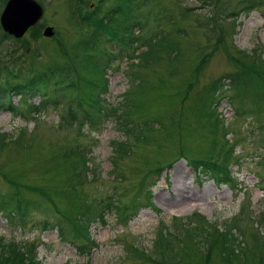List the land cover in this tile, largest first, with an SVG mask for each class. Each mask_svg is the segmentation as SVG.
I'll return each mask as SVG.
<instances>
[{
    "label": "rangeland",
    "instance_id": "obj_1",
    "mask_svg": "<svg viewBox=\"0 0 264 264\" xmlns=\"http://www.w3.org/2000/svg\"><path fill=\"white\" fill-rule=\"evenodd\" d=\"M37 1L42 13L20 36H13L0 25V82L7 69L17 72L19 67L20 76L25 78L29 72L66 62L74 67L72 75L82 77L78 89L90 93L89 82L96 84L93 90H98L104 70L107 85L102 97L114 105L127 91L138 98L137 117L149 120L158 116L164 130L160 124L148 129L143 126L140 138L128 137L116 128L110 115L103 127H79L63 119V105L48 104L33 118L0 109V132L14 135L24 128L19 141H6L0 147V191L42 203V208L33 207L24 218L14 213L11 222L5 212H0V234L33 241L40 264H202L200 259L190 261L185 251L174 256L164 253L159 245L151 247L160 220L167 229L181 234L177 226L180 221L173 223L174 219L185 221L184 217L197 209L221 228L240 226L249 244L253 240L249 232L257 227L244 204L251 199L258 210L264 211V195L254 188L251 173L264 175V166L256 159L264 152L262 130L256 127L264 122V104L258 111L259 120H251V104L240 107L230 102L228 94L233 90L228 83L237 62L243 59L239 50L249 53L259 44L264 55V1L247 16L242 11L234 19L217 11L213 4L211 7L207 0H97L90 7L91 0H79V17L75 0ZM223 1L227 2V12L239 0H216L215 6ZM3 4L0 0V12ZM108 8L116 11L106 17L119 21L113 35L93 25L89 16L94 13L101 17ZM46 26L52 27L56 40L42 33ZM95 27L101 33L92 42L89 39ZM145 36L161 42L152 51L155 59L142 64L139 53L146 48ZM32 38L36 53L29 46ZM84 39L88 43H83ZM217 79L216 85L223 89L218 88L211 97L209 88ZM69 90H65L68 97H74ZM18 96H11L15 109L24 107L17 103ZM38 99L35 96L30 100L37 103ZM21 108L24 113L25 108ZM122 138H126L125 147L130 152L119 155L113 145ZM225 139L237 140L233 153L241 161H232L230 167L234 181H241L243 192L208 178L196 179L188 164L190 158L213 156L211 147H226ZM178 150L181 156L173 159ZM168 161L170 165H165L156 178L157 173L148 172ZM145 188L151 191V204L141 203ZM72 195L73 204L80 208L86 203H140L126 222L115 218L114 205L105 213L104 222L92 219L90 231L99 244L77 253L71 243L59 238L57 225L41 228L45 220L53 224L62 218L52 208L55 204L66 211ZM62 225L65 232H72L69 219ZM259 228L264 233V224ZM236 236L241 237L238 231ZM133 244L140 245L144 252L137 254ZM256 251L264 256V245ZM252 258L256 262L258 254ZM207 264H222L217 248L209 252Z\"/></svg>",
    "mask_w": 264,
    "mask_h": 264
},
{
    "label": "trees",
    "instance_id": "obj_2",
    "mask_svg": "<svg viewBox=\"0 0 264 264\" xmlns=\"http://www.w3.org/2000/svg\"><path fill=\"white\" fill-rule=\"evenodd\" d=\"M212 1V0H211ZM264 0H239L237 4L233 6L229 11H225L227 2H221L215 6L216 0H213V3H210V0H207V4L211 7L217 8L219 12H225L226 15H231L234 18L237 17L239 13L243 11L244 14H247L250 10L254 9L256 6L261 5ZM215 2V3H214ZM213 4V5H212ZM212 9V8H211ZM115 9L110 8L108 11L102 15V17H92V24H97L103 31H111L112 35L116 33L119 29V21L115 19L107 18V13H115ZM115 21V22H114ZM96 32L91 33L92 38L90 41H95L101 31L95 30ZM146 41L145 49L142 50L139 55L144 59L142 64L149 63L152 59H155L153 54V49L156 46H159L160 40L152 38V40L143 38ZM154 39V40H153ZM88 39H84L83 43H88ZM173 45H170V47ZM243 59L237 62V68L233 70L230 80L229 88L233 93L228 94V97L231 102L237 103L242 107L245 103L251 104L250 112L254 120H259L258 111L261 109L262 104H264V55L258 47H253L250 52H244ZM246 58H249L247 60ZM141 60V59H140ZM12 64L13 61H11ZM74 67L70 66L68 63L54 64L51 67L47 66L43 69H38L32 72H29L28 77L22 78L19 74L20 69L17 72H13L11 69H7L5 72V78L0 82V108L13 110V105L10 96L12 94H19L17 103H20L22 108H25V111L32 115V113L38 114L40 109H43L48 104L63 105L66 112L71 118L70 121H75V114L81 113L82 115L90 118L92 117L94 111L100 112L102 115L110 114L112 116L113 122L116 124V128L125 136H133L135 138H140V130L142 127L148 129L152 125L160 124L162 130H164L163 120L158 118V116H151L149 120L146 118L137 117V114H140L136 110V102L138 98L129 94L127 91L121 95V100L115 105H111L105 112L101 110V106L98 105V95L97 90H93L95 83L89 82L92 85L91 92L82 91L78 89V81L82 80V77L72 75V69ZM19 76V77H18ZM215 80L210 86L211 97L213 93L218 89H223L218 84L216 85ZM106 79L101 77L100 88H105ZM99 88V89H100ZM66 89H71L75 93L74 97H68ZM98 89V90H99ZM219 89V90H220ZM223 90H221L222 92ZM38 95L42 98V103L39 105H33L28 102L27 98ZM94 107V111L87 110V108ZM239 107V108H240ZM107 112V113H106ZM82 122L78 121V126ZM261 140L264 141V124H261L260 127ZM23 128L16 134H11L9 132H0V147L10 141L16 139L19 141L20 134L22 133ZM165 134V133H164ZM17 135V136H16ZM16 136V137H15ZM126 138L115 141L113 149L117 154H127L130 149L125 147ZM233 141L229 143L226 147L220 145L218 147H211L214 150L213 156L205 154L199 159H188L193 163V166H200L202 171L206 173L209 177L213 178L215 181H226L230 180L228 173V164L235 157L233 154V147L237 143ZM181 152L178 150L175 153L176 158L180 156ZM264 158V154H261ZM262 159V158H261ZM171 161V160H170ZM159 169L155 167V171ZM44 192V190H42ZM67 196V195H66ZM67 210H60L54 204L52 210L58 217L53 223L57 225V231L60 235V238H66L71 242L76 240L78 243L75 244L76 248L80 253L86 252L89 249L91 243V238L87 231V225L93 218H98L103 220V210H109L106 204H95V203H86L85 206L80 208L79 204L74 203V195L69 197ZM39 200H34V198H21L16 193L1 192L0 191V211L5 212L8 220L11 222V217L14 213H17L20 217H25L26 213L35 207L34 209L42 208V203ZM33 209V210H34ZM48 209V208H47ZM117 208V212H118ZM13 210L15 212H13ZM46 210V207L44 208ZM70 215V216H68ZM72 223V232H65L62 222L68 220ZM175 218L173 223L180 221L177 226L179 227L180 232H174L170 234L163 230L162 228H157L155 236L152 239L151 247H156L160 245L164 251L174 252L177 255H180L184 251L189 253L190 261L193 263L197 262V259L202 261V264H207L208 254L211 250L217 248V259L219 263L222 264H264V256L256 250L258 247L264 245V235L259 233V231L254 230L249 232L253 240H247L243 234V230L240 226L232 224L229 228L216 227L212 222L204 220L200 215L195 212H191L189 215L184 217L185 221ZM41 223V228H48L53 226L50 222ZM235 227V230L238 231L239 236L237 237V231H231L230 228ZM162 229V230H161ZM71 234L72 238H68L67 235ZM167 243H166V242ZM87 243V244H86ZM170 244L174 245L167 248ZM248 245V246H247ZM252 248V251H250ZM135 252L138 254V250L134 248ZM253 254H258L256 262L252 258ZM257 257V256H256ZM0 264H40L39 259L36 255V249L34 247L33 241H28L26 239L19 240L10 236H3L0 234ZM78 264V263H74ZM86 264V263H84ZM191 264V263H190Z\"/></svg>",
    "mask_w": 264,
    "mask_h": 264
},
{
    "label": "water",
    "instance_id": "obj_3",
    "mask_svg": "<svg viewBox=\"0 0 264 264\" xmlns=\"http://www.w3.org/2000/svg\"><path fill=\"white\" fill-rule=\"evenodd\" d=\"M41 9L32 0H8L0 12V25L3 30L20 36L40 15ZM44 35L51 34V27L46 26Z\"/></svg>",
    "mask_w": 264,
    "mask_h": 264
},
{
    "label": "flooded vegetation",
    "instance_id": "obj_4",
    "mask_svg": "<svg viewBox=\"0 0 264 264\" xmlns=\"http://www.w3.org/2000/svg\"><path fill=\"white\" fill-rule=\"evenodd\" d=\"M6 1H8V0H3V3H5ZM36 3H38V1L37 0H34ZM75 1H78V2H80L79 0H75ZM91 2L92 3H94V0H91ZM39 4V3H38ZM42 9V8H41ZM42 13V12H41ZM76 13V12H75ZM39 18V17H38ZM51 37H55V35H54V31H53V34L50 36V38Z\"/></svg>",
    "mask_w": 264,
    "mask_h": 264
},
{
    "label": "bare ground",
    "instance_id": "obj_5",
    "mask_svg": "<svg viewBox=\"0 0 264 264\" xmlns=\"http://www.w3.org/2000/svg\"><path fill=\"white\" fill-rule=\"evenodd\" d=\"M180 200H183V198H182V199H180Z\"/></svg>",
    "mask_w": 264,
    "mask_h": 264
}]
</instances>
